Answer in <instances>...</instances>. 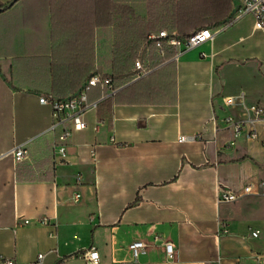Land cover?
<instances>
[{"label": "crops", "instance_id": "crops-1", "mask_svg": "<svg viewBox=\"0 0 264 264\" xmlns=\"http://www.w3.org/2000/svg\"><path fill=\"white\" fill-rule=\"evenodd\" d=\"M13 1L0 0V264L41 253V264H87L91 247L100 264H264V125L252 140L225 123L264 109V29L235 20L242 0H220L221 19L201 28L231 24L212 40L178 59L169 48L158 69L85 111L64 153L40 98L107 73L99 56L114 43L118 0ZM102 95L92 88L89 103ZM25 142L18 161L11 150ZM247 185L259 193L220 202L222 186ZM135 241L147 244L138 258Z\"/></svg>", "mask_w": 264, "mask_h": 264}, {"label": "built area", "instance_id": "built-area-1", "mask_svg": "<svg viewBox=\"0 0 264 264\" xmlns=\"http://www.w3.org/2000/svg\"><path fill=\"white\" fill-rule=\"evenodd\" d=\"M251 16L255 20V27L257 29H264V0H242L241 7L239 9L237 18ZM231 23L221 25L216 28L204 27L194 31L189 35H182L177 31H169L163 29L158 33H152L148 35L146 41L142 45V48L135 60L134 67L129 76L128 82L122 86H116V78L112 75H108L104 72L95 71L88 79L82 84L80 90L67 97L57 98L53 95H44L40 98V103L43 105H49L52 108L54 123L48 130L50 133H57L54 148L60 153H64L67 145V141L74 130H84L86 128V122L83 119V113L90 109L92 106H98L101 102L113 97L119 90L125 86L140 80L153 71L158 69L162 64L153 65L152 57L156 58L165 57L166 51L169 48L174 50V59H178L186 51L196 48L199 45L212 40L217 34L224 31ZM100 87L103 90L101 100L94 105L89 103V93L92 88ZM239 97L243 99L244 94ZM237 97L230 96L225 98V104L227 106H234L237 104ZM226 126L231 130L234 135H239L243 131L246 132L248 139L258 140L260 138L259 126L264 125V109L259 106H250L247 112V116L242 119H235L233 117L225 118ZM187 137H181V141L188 140ZM264 146V139H263ZM229 144H233L230 141ZM28 142L16 145L11 152L14 154L16 160L23 161L28 156L27 149ZM260 186H264V182L260 183ZM258 190L253 185H247L244 187L242 193H236L231 188L222 186L220 188L219 199L220 202L232 203L237 201L243 196L258 194ZM80 193L75 195V199L80 198ZM33 220L26 219L24 224H31ZM38 224L48 225L49 221L46 218L36 220ZM254 237H259L260 232L257 231L253 234ZM165 252L168 260L176 259V247L172 242H165ZM130 249L138 258L146 249L147 244L143 241H135L130 245ZM45 254H38L36 260L30 264L43 263ZM84 259L87 264H100V254L95 247H91L84 253ZM4 264H15L14 260H4Z\"/></svg>", "mask_w": 264, "mask_h": 264}, {"label": "trees", "instance_id": "trees-1", "mask_svg": "<svg viewBox=\"0 0 264 264\" xmlns=\"http://www.w3.org/2000/svg\"><path fill=\"white\" fill-rule=\"evenodd\" d=\"M222 9L220 0H118L116 18L111 20L115 40L106 52L100 54L99 60L104 64L106 74L116 77V86H122L128 82L125 77L134 67L148 35L163 29L189 35L204 25L219 21ZM79 17L84 18L87 26L89 18ZM92 22L98 21L93 19ZM166 58L167 54L162 58L153 56V65L163 63Z\"/></svg>", "mask_w": 264, "mask_h": 264}, {"label": "rangeland", "instance_id": "rangeland-1", "mask_svg": "<svg viewBox=\"0 0 264 264\" xmlns=\"http://www.w3.org/2000/svg\"><path fill=\"white\" fill-rule=\"evenodd\" d=\"M206 27H208V26H206ZM216 27H219L218 25L217 26H215V28ZM153 33H156V32H153ZM152 34V33H151ZM141 48H142V46H141ZM141 50V49H140ZM140 52V51H139ZM139 52H138V54H139ZM137 57H138V55H137ZM137 57H136V59H137ZM158 65V64H157ZM133 69V68H132ZM132 69L130 70V72L128 73V75H126V77H125V79L126 80H129V76H130V74H131V72H132ZM114 76V75H113ZM115 77V76H114ZM116 78V77H115ZM125 84V83H124ZM124 84H122V85H124Z\"/></svg>", "mask_w": 264, "mask_h": 264}, {"label": "water", "instance_id": "water-1", "mask_svg": "<svg viewBox=\"0 0 264 264\" xmlns=\"http://www.w3.org/2000/svg\"><path fill=\"white\" fill-rule=\"evenodd\" d=\"M17 0H14L10 5H14ZM3 11V8H0V12Z\"/></svg>", "mask_w": 264, "mask_h": 264}]
</instances>
